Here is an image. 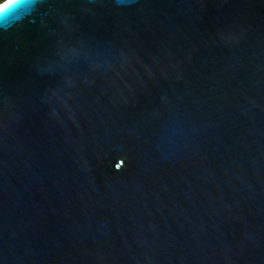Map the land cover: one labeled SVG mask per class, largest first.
<instances>
[{"label":"water","instance_id":"95a60500","mask_svg":"<svg viewBox=\"0 0 264 264\" xmlns=\"http://www.w3.org/2000/svg\"><path fill=\"white\" fill-rule=\"evenodd\" d=\"M0 264H264V0L1 2Z\"/></svg>","mask_w":264,"mask_h":264},{"label":"trees","instance_id":"16d2710c","mask_svg":"<svg viewBox=\"0 0 264 264\" xmlns=\"http://www.w3.org/2000/svg\"><path fill=\"white\" fill-rule=\"evenodd\" d=\"M4 0H0V3L3 2Z\"/></svg>","mask_w":264,"mask_h":264}]
</instances>
